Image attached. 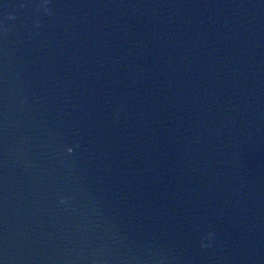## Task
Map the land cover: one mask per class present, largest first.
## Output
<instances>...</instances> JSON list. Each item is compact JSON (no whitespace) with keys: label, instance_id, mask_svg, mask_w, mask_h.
Returning <instances> with one entry per match:
<instances>
[{"label":"water","instance_id":"obj_1","mask_svg":"<svg viewBox=\"0 0 264 264\" xmlns=\"http://www.w3.org/2000/svg\"><path fill=\"white\" fill-rule=\"evenodd\" d=\"M0 264H264V0H0Z\"/></svg>","mask_w":264,"mask_h":264},{"label":"clouds","instance_id":"obj_2","mask_svg":"<svg viewBox=\"0 0 264 264\" xmlns=\"http://www.w3.org/2000/svg\"><path fill=\"white\" fill-rule=\"evenodd\" d=\"M45 12H47V9H45ZM11 18H12V17H9V19H11ZM211 235H212V234L209 233V237H211ZM202 246L206 247L207 245H203V244H202Z\"/></svg>","mask_w":264,"mask_h":264}]
</instances>
